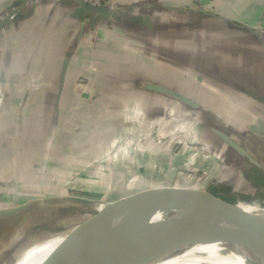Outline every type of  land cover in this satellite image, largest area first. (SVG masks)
I'll list each match as a JSON object with an SVG mask.
<instances>
[{
	"label": "crops",
	"instance_id": "1",
	"mask_svg": "<svg viewBox=\"0 0 264 264\" xmlns=\"http://www.w3.org/2000/svg\"><path fill=\"white\" fill-rule=\"evenodd\" d=\"M11 1L0 0V11ZM114 1L115 5L136 7L137 13L149 17V24L142 26L123 17L80 34V21L71 16L69 7L54 0H32L23 8L21 19L0 31L4 34L0 37V85L6 93L0 108V188H8L0 195L11 200L0 210L32 203L34 195L28 192L41 199L63 197L73 186L70 180L82 179L86 161L110 154L119 138L132 139L166 104L182 107L164 89L182 93L205 109L200 123L203 147L212 156L213 152L221 157L232 154L246 161L232 148L234 143L264 165V48L232 30L227 22L264 31V0ZM154 3L161 8L151 6ZM179 9L186 12L179 13ZM201 9L222 18L203 15ZM93 32L98 36L94 51L89 37ZM90 59L95 60L97 72L82 97L84 84L79 80L85 77ZM180 69L191 76L193 86L203 82L202 90L208 94H201L200 88L188 89L190 82L181 83ZM152 139L156 140L140 139L147 144L142 147L146 155L159 148ZM203 155L207 161L191 169L206 165L211 174H217L211 157ZM147 157L146 167L153 171L155 160ZM176 157L184 155L179 151ZM121 161L98 174L102 181L92 186L107 195L122 196V191L123 198L160 189L139 179L138 188L128 191V182L143 168H136L134 159ZM228 169L232 174H244L242 167ZM187 172L191 174V170ZM27 173L33 176L27 177ZM222 176L225 182L231 177ZM79 179L74 186L81 184ZM32 186L39 192L28 190ZM22 194L30 199L23 200ZM30 211L0 220V263L4 259V264H17L33 241L59 233L48 223L31 224L35 229L31 233L39 232L37 237L19 255L5 261L26 235L29 226L24 221ZM61 225L60 231L67 226Z\"/></svg>",
	"mask_w": 264,
	"mask_h": 264
},
{
	"label": "water",
	"instance_id": "2",
	"mask_svg": "<svg viewBox=\"0 0 264 264\" xmlns=\"http://www.w3.org/2000/svg\"><path fill=\"white\" fill-rule=\"evenodd\" d=\"M26 1H11L6 15L0 18V30L7 31L14 21L23 17ZM54 1L70 8L71 16L80 21V34L86 29L93 30L104 24L115 23L123 17H128L142 26L149 24V17L136 14V7L127 8L115 4L93 6L83 0ZM151 6L161 8L160 3ZM178 12L186 11L179 9ZM199 12L222 18L203 9ZM11 19L13 21L10 23ZM227 22L231 24L232 30L244 33L264 48L262 29L243 24L236 26L230 21ZM79 81L85 85L87 78ZM164 91L178 101L190 115L202 113L203 117L205 114L202 105L186 95L165 89ZM223 138L226 139L225 136ZM231 144L246 162L253 163L264 171L263 164L238 145ZM219 196L210 200L206 198V190L169 188L145 190L112 202L80 196L46 199L49 203L54 200L58 204H69L77 211L87 214L94 225L90 228V233L103 234L105 238L84 255V233L89 231L85 229L83 220L67 231L65 239L42 264H160L179 255H189L211 264H232L233 261L238 263L240 256L229 248L231 243L250 245L251 253L262 257L260 250L264 247V216L250 214L237 206L225 204L226 200H219ZM100 205L101 208L98 207ZM32 207L33 202L10 210H0V220L30 211ZM116 207L124 208L126 215L119 214ZM207 247L211 248L207 250ZM215 251L219 253L216 254ZM243 264L257 263L244 258Z\"/></svg>",
	"mask_w": 264,
	"mask_h": 264
},
{
	"label": "rangeland",
	"instance_id": "3",
	"mask_svg": "<svg viewBox=\"0 0 264 264\" xmlns=\"http://www.w3.org/2000/svg\"><path fill=\"white\" fill-rule=\"evenodd\" d=\"M2 35L4 34L0 33V37ZM89 37L92 38L91 44L92 50L94 51V46H97V33L93 32L89 35ZM94 62V59H90L87 62V69L84 76L87 77L89 81L85 85L81 86L80 94L82 97H84L88 93V90H90V86L97 72V67ZM186 72L187 71L183 70L180 71V82H185L186 85H189L190 82L188 89H190V87L191 89L200 88L201 94H208V92L202 90V88H205V84L201 81H197L195 82L196 85L194 84L195 86H193L194 81H192L191 76H189ZM5 94V91L3 92L1 90L0 85V108L5 102ZM146 122L147 126L142 127L135 135H133V137H131L132 139L119 138L116 140L110 154L101 155L95 160L86 161L85 163L87 168L81 172L83 175L81 177L82 179L76 178L79 179L78 183L81 184H75L74 186L76 179L70 180L69 184L71 183L73 186L66 189L64 196H80L92 198L101 202H108L109 200L116 199L123 200L122 191V196L112 194L107 195L98 190L97 187L92 186V183L95 181H102V179H97L98 174H105L114 163H121L123 162L121 160H125L127 158V160L134 159L136 168L139 166L143 168V172L140 173V175H138L139 173H135L137 176L133 177V180H130L131 182H128V191L134 190L136 187L138 188L139 179L141 181L152 182V186H158L163 190H167L169 188H200V190H206V198L210 200H215V198H218L219 194H224L227 197L220 198L219 200H226L225 204L237 206L239 209L250 214L264 216V171L260 170L256 166H253L249 162L235 157L232 154L221 157L218 152H213L212 156L209 151L203 147V129L200 126V123L202 122V113L200 115L193 116L190 115L184 107L176 108L170 104H166L163 108H161L160 115L154 119H148ZM69 127H72V124H69ZM141 138H143V140L147 138H156V140L152 139V142L158 143L159 148L151 149L154 152H147L151 154L146 155L144 148L142 149V147H145L147 144H142L140 142ZM126 145H128V147H126ZM134 150L138 153L135 154ZM179 151L180 155L183 154L184 157H176V154H178ZM120 153L123 156H120ZM203 153L211 157V162L217 167L216 169H218L217 174H211L209 170H207L208 166L206 165H204L202 169L196 171L191 169H198L204 162L207 161V159H204L205 155H203ZM138 156H143V158L140 157L139 159ZM147 156L152 157L155 160V164L152 166L155 167L153 171L151 169L148 170L146 167L145 159L148 158ZM113 159H115V162H113ZM231 165L242 167L244 174H240L237 171L233 172V174L230 173L228 168ZM187 170H191V174L187 172ZM81 173L77 176H81ZM92 173L96 176H93ZM32 174L33 173H27L26 176L31 177L33 176ZM225 174L231 176L228 180H226V182L224 178H222V175ZM235 184H237V187ZM140 186L143 187V184ZM234 187H236V189ZM6 189L8 188H0V194L2 192L6 193ZM28 190L39 192L33 186L32 188H28ZM28 193L34 195H31V198H34L31 199L33 202L32 210L29 212L28 219L24 221L29 228H26V235L23 236V239L11 248L12 250L9 251V256L11 257H8L5 261H9L13 258V256H16V254L19 255L22 248L37 237L39 232L38 234H33L31 232L35 231V229L32 230L33 227H37L40 224L43 226L46 223L47 226L48 223V225L53 228V231L59 233L51 235L48 234L49 236H45L40 242L33 241L34 243L32 242L24 249V251H22L17 264H36V261L51 252L53 248L57 247L65 239L66 231H69L83 220L86 221L84 225L86 227L85 229L89 231V233L91 232L90 228L94 227L92 224L93 221H90L91 217H88V215L83 212L77 211L69 204H58L55 203L54 200L52 203H49L46 200L47 198H35V196H38L37 193ZM25 196L27 195L22 194V197H24L23 200H27L29 198H25ZM5 197L7 196L1 198L0 195V206L11 203V200L6 199ZM212 204H214V202L211 203V205ZM57 223L58 225H55ZM61 223L67 225L62 231H60L63 228ZM31 224L34 226L31 227ZM89 233H84V255L89 253L91 249L98 246L105 238V235L103 234L98 235V233ZM27 235L29 236L27 237ZM229 248L236 253V255L238 254L241 257L240 258L238 256L240 261H243V259L246 258L257 264H264V247L260 250V255L262 257H257L252 254L251 250H249L251 249L250 245L245 246V244L231 243ZM1 261L2 262L0 264H4V259Z\"/></svg>",
	"mask_w": 264,
	"mask_h": 264
},
{
	"label": "bare ground",
	"instance_id": "4",
	"mask_svg": "<svg viewBox=\"0 0 264 264\" xmlns=\"http://www.w3.org/2000/svg\"><path fill=\"white\" fill-rule=\"evenodd\" d=\"M29 1H32V0H27L26 1V4L29 2ZM56 1H58V0H56ZM25 4V5H26ZM62 4V3H61ZM25 5H24V7H25ZM23 7V8H24ZM136 14H140V13H136ZM259 168V167H258ZM260 170H262L261 168H259ZM220 196V198H223V197H227L226 195H224V194H219ZM101 206L102 205H100V206H98L99 208H101ZM116 209V211L119 213V214H121V215H126V213H125V210H124V208H122V207H116L115 208ZM84 216V215H83ZM78 217V216H77ZM79 218V217H78ZM84 218V217H83ZM85 219H86V217H85ZM73 222V221H72ZM75 222V221H74ZM86 222V221H85ZM71 224V223H70ZM63 227V226H62ZM61 227V228H62ZM59 228V227H58ZM56 248V247H55ZM55 248H53V250L55 249ZM211 247H207L206 249L207 250H209ZM213 249V248H212ZM52 250V251H53ZM51 251V252H52ZM51 252H49L48 254H46V255H44L41 259H39L38 261H36L35 263L36 264H42L43 262H44V260L50 255V253ZM215 253L216 254H218L219 253V251H215ZM239 261H238V263L237 262H235V261H233V263L232 264H243V261H240V259H238ZM62 264H74V263H62ZM160 264H211V263H209V262H206V261H204V260H201V259H196V258H191L189 255H179V256H174V257H170V258H168V259H166V260H164L163 262H161Z\"/></svg>",
	"mask_w": 264,
	"mask_h": 264
},
{
	"label": "built area",
	"instance_id": "5",
	"mask_svg": "<svg viewBox=\"0 0 264 264\" xmlns=\"http://www.w3.org/2000/svg\"><path fill=\"white\" fill-rule=\"evenodd\" d=\"M85 3H88L90 5L93 6H105V5H112L114 4V0H83ZM8 6L4 7L1 11H0V18L4 17L6 15V11H7ZM13 21V19H11L10 23ZM6 31L5 29H1L0 31ZM89 79L87 78V83H88Z\"/></svg>",
	"mask_w": 264,
	"mask_h": 264
},
{
	"label": "trees",
	"instance_id": "6",
	"mask_svg": "<svg viewBox=\"0 0 264 264\" xmlns=\"http://www.w3.org/2000/svg\"><path fill=\"white\" fill-rule=\"evenodd\" d=\"M228 201H230V200H228Z\"/></svg>",
	"mask_w": 264,
	"mask_h": 264
}]
</instances>
